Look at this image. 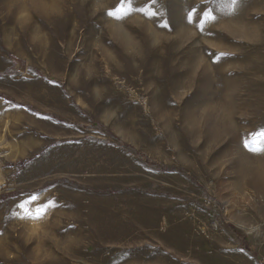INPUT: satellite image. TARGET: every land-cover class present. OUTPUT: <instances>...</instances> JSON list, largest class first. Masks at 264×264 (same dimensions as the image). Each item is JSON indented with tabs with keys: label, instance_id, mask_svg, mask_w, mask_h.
Instances as JSON below:
<instances>
[{
	"label": "rangeland",
	"instance_id": "1",
	"mask_svg": "<svg viewBox=\"0 0 264 264\" xmlns=\"http://www.w3.org/2000/svg\"><path fill=\"white\" fill-rule=\"evenodd\" d=\"M245 140L264 0H0V264H264Z\"/></svg>",
	"mask_w": 264,
	"mask_h": 264
},
{
	"label": "snow or ice",
	"instance_id": "2",
	"mask_svg": "<svg viewBox=\"0 0 264 264\" xmlns=\"http://www.w3.org/2000/svg\"><path fill=\"white\" fill-rule=\"evenodd\" d=\"M232 3H238V0H232ZM134 9H129V11H132ZM158 11V10H157ZM110 16H114L117 18H124V13L122 11H114L108 13ZM151 14V13H149ZM214 19L213 17H208V21H211ZM207 22V21H206ZM227 55V53H221L220 56L217 57L219 59L220 57ZM244 144L246 147L249 148L250 151L254 153H264V141H256V140H245ZM37 215H40V213H37Z\"/></svg>",
	"mask_w": 264,
	"mask_h": 264
}]
</instances>
